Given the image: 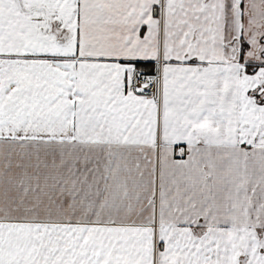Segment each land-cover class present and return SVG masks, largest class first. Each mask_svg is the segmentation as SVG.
I'll list each match as a JSON object with an SVG mask.
<instances>
[{"label":"snow or ice","instance_id":"6c2138e0","mask_svg":"<svg viewBox=\"0 0 264 264\" xmlns=\"http://www.w3.org/2000/svg\"><path fill=\"white\" fill-rule=\"evenodd\" d=\"M0 264H264V0H0Z\"/></svg>","mask_w":264,"mask_h":264}]
</instances>
